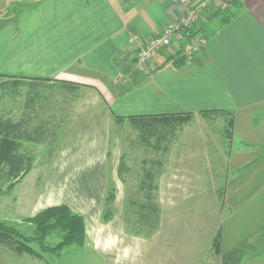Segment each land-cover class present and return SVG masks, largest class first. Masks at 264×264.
Returning a JSON list of instances; mask_svg holds the SVG:
<instances>
[{
  "label": "crops",
  "instance_id": "obj_1",
  "mask_svg": "<svg viewBox=\"0 0 264 264\" xmlns=\"http://www.w3.org/2000/svg\"><path fill=\"white\" fill-rule=\"evenodd\" d=\"M228 1L205 10L199 33L206 42L177 66L186 43L147 64L136 58L140 45L180 18L183 8L173 0H0V73L82 84L79 124L101 119L108 126L112 115L234 114L228 214L219 205L198 123L184 131L162 179L163 192L182 193L163 205L162 234L166 247V237L179 231L183 264L186 255L199 263L219 227L223 264H264L258 250L264 247V0H242L241 13L222 24L217 12ZM12 3L20 36L9 48L15 27L4 16Z\"/></svg>",
  "mask_w": 264,
  "mask_h": 264
},
{
  "label": "rangeland",
  "instance_id": "obj_2",
  "mask_svg": "<svg viewBox=\"0 0 264 264\" xmlns=\"http://www.w3.org/2000/svg\"><path fill=\"white\" fill-rule=\"evenodd\" d=\"M11 10L10 15L4 16L5 22L15 27L9 48L15 46L20 36L17 28L18 6L12 3ZM212 26L214 24L207 27V32ZM31 82L30 79H25L12 87L13 89H0V116L19 120L28 107L34 109L36 105L39 106V103L31 102V93L35 94L40 90L42 84L57 85ZM57 87L61 90V84ZM82 89L70 88L67 93L58 91L53 98L55 107L52 111L51 107L50 111L36 108L42 119L48 118L50 112H55L56 125L59 126L58 135L50 144H24L27 150L34 153L35 165L11 192L6 184L0 186V221L31 235L34 225L27 220L28 217L49 206L68 204L73 211L84 215L86 239L82 245L73 244L59 254L42 252L41 257L18 253L12 245L0 243V264H183L179 260L183 253L179 254L177 247L179 231L173 230L166 237L165 247L162 223L152 237H147L145 232L140 235L131 230V224L136 220L132 208L128 209V200L141 182L145 157H153L154 151L140 144L138 132L129 121L120 122L114 115L111 116L108 126L102 124L101 119H90L89 122L79 124L75 114L80 108ZM48 95H51L50 92ZM197 123L202 128L214 187V170L218 180L222 179V182L226 178L224 176L231 171L235 134L228 135L225 132L228 120L220 116L204 118L197 114L181 128L173 139L171 150L165 155V163L158 174L157 184V201L162 209L163 205H169L166 200L170 197L172 199L177 193L172 187L164 192L162 189V179L171 170L172 152L184 131ZM236 146L239 147L237 144ZM124 160L125 168L122 163ZM110 192H114L115 196L109 204L107 201ZM181 195L182 193H177L175 196ZM108 209L112 210L110 219L104 217ZM259 241L264 243V239L260 238ZM47 242L54 246L59 239L52 236L47 238ZM34 246L41 252L37 244ZM258 250L264 253V247ZM185 258L184 264H190L189 257L186 255ZM202 263L220 264L210 255L206 260L201 257L198 264Z\"/></svg>",
  "mask_w": 264,
  "mask_h": 264
},
{
  "label": "trees",
  "instance_id": "obj_3",
  "mask_svg": "<svg viewBox=\"0 0 264 264\" xmlns=\"http://www.w3.org/2000/svg\"><path fill=\"white\" fill-rule=\"evenodd\" d=\"M243 5L242 0H229L225 7L220 8L217 16L222 21V24L228 23L238 16L243 9ZM200 29L195 28L192 32L198 33ZM181 52L179 50L178 54ZM186 61L187 56L183 54L176 58L174 63L177 66H182ZM0 79H6L0 81V89L4 91L13 89L12 87L24 82L25 79H30L31 83L37 84L55 83L59 86L61 84V90H59L57 85L43 86L44 84H42L40 90L35 94L31 93L29 95L31 96L32 103H34L33 101L39 103V106L36 105V108L38 107V110L41 109V111L47 109L50 111V107L51 111L53 110L55 107L53 105V98L58 91L67 93V89L71 88L75 90L83 86L80 83L65 80L10 76L2 73H0ZM49 92L51 95H48ZM36 108L28 107L19 120L0 116V186L6 184L9 192L30 173L35 165L36 157L34 153L27 150L24 144L40 142L50 144L55 141L58 135L59 126L56 125L55 112H50L48 118L42 119L41 114L39 116V111ZM198 115L204 118L226 117L228 123H226L225 132L228 135H233V113L222 110H206L199 112ZM195 116L194 112L114 116L120 122L129 121L138 132L140 144L147 148H152L154 151L153 157H145L141 182L138 188L132 192V198L128 200V209L132 208V213L135 215L136 221L131 224L133 228L131 230L135 234L141 235V233L145 232L147 237H152L160 229L162 208L157 201L158 174H160L165 163L166 153H169L168 151L171 150L173 139L178 135L181 128ZM122 163L123 168H125V160ZM214 173L219 205L224 210L223 212L228 214L226 193L229 175H225L224 178H226L222 182V179L218 180L215 170ZM114 196V192H110L107 203L110 204L114 200ZM104 217L110 219L112 217V210H106ZM27 220L34 225V231L31 235L24 234L14 225H8L0 221V243L12 245L18 253H29L41 257L42 252L59 254L66 247L73 244L82 245L86 239V221L84 215L73 211L68 204L49 206L36 215L28 217ZM52 236H56L59 239V242L54 246L47 242V238ZM33 244H37L41 252ZM208 255L212 259L215 258L221 264V227L213 235L202 255V259L206 260Z\"/></svg>",
  "mask_w": 264,
  "mask_h": 264
},
{
  "label": "built area",
  "instance_id": "obj_4",
  "mask_svg": "<svg viewBox=\"0 0 264 264\" xmlns=\"http://www.w3.org/2000/svg\"><path fill=\"white\" fill-rule=\"evenodd\" d=\"M216 1L218 0H203L198 3L193 0H173L183 8V13L178 20L167 24L161 34L140 45L136 56L138 63L147 64L152 61L155 54L174 45H179L180 48L185 43L189 45V50L185 54L187 58L190 59L197 55L202 50L206 38L199 32L192 31L202 27L201 18L205 10ZM137 39L138 36L134 35L132 41L135 42Z\"/></svg>",
  "mask_w": 264,
  "mask_h": 264
}]
</instances>
